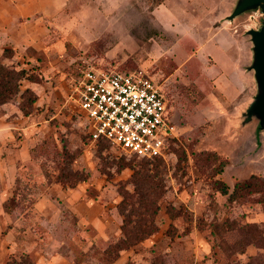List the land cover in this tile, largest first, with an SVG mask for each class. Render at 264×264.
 Wrapping results in <instances>:
<instances>
[{
  "label": "rangeland",
  "instance_id": "374dc122",
  "mask_svg": "<svg viewBox=\"0 0 264 264\" xmlns=\"http://www.w3.org/2000/svg\"><path fill=\"white\" fill-rule=\"evenodd\" d=\"M237 1L37 0L35 45L4 59L40 82L21 83L37 97L28 115L20 96L0 106V264L24 254L35 264H244L264 254L239 243L249 224L264 242L258 195L228 201L237 182L264 176V118L246 115L258 94L249 31L262 26L260 7L229 20L222 44L213 38ZM89 69L158 82L177 130L165 158L88 139L72 91ZM142 167L165 185L158 230L113 261L120 192H133ZM75 172L86 180L71 187Z\"/></svg>",
  "mask_w": 264,
  "mask_h": 264
},
{
  "label": "built area",
  "instance_id": "2783aa9c",
  "mask_svg": "<svg viewBox=\"0 0 264 264\" xmlns=\"http://www.w3.org/2000/svg\"><path fill=\"white\" fill-rule=\"evenodd\" d=\"M72 99L92 143L102 139L138 159L165 158L177 130L163 89L143 71L82 73Z\"/></svg>",
  "mask_w": 264,
  "mask_h": 264
},
{
  "label": "trees",
  "instance_id": "16d2710c",
  "mask_svg": "<svg viewBox=\"0 0 264 264\" xmlns=\"http://www.w3.org/2000/svg\"><path fill=\"white\" fill-rule=\"evenodd\" d=\"M12 56L13 52L9 51V49H4L0 53V106L20 96L19 109L23 115H28L37 97L30 89H25L21 92V83L23 80L39 83L40 77L23 67L5 64L4 59L11 58ZM86 136L91 141L90 136ZM95 144L108 146V143L102 139L98 140ZM159 172V170L147 169L145 167H142L141 171H133L131 176V184L134 187L133 192H120L122 200L118 203L117 209L123 217L120 228L121 235L114 244H110L111 246L109 245L110 247L108 246L106 249L107 254L114 252L113 261L117 260L122 250L135 246L157 232L155 217L159 211L158 201L162 197L165 187L162 178L158 177ZM70 179L72 187L78 182L85 181L86 176L75 172L70 174ZM219 185L220 188L217 191L222 195H228L227 186L222 182H219ZM255 194L259 197L257 202L264 209V176H251L246 180L237 182L232 192L228 195V201L235 202ZM221 227L224 229L232 228L233 230L232 225L227 221ZM243 228L251 230L250 232L249 230L245 232L247 238H243V241L239 243H242L245 247L253 245L256 248L264 250V242L260 237V231L252 224L244 225ZM108 249H111V251H108ZM263 255L257 254L244 264H264ZM5 264L35 263L28 254H24L19 257L9 256Z\"/></svg>",
  "mask_w": 264,
  "mask_h": 264
},
{
  "label": "crops",
  "instance_id": "0c3cea01",
  "mask_svg": "<svg viewBox=\"0 0 264 264\" xmlns=\"http://www.w3.org/2000/svg\"><path fill=\"white\" fill-rule=\"evenodd\" d=\"M42 10L43 8L38 4L37 0H0V52L4 49H9L16 55V53L34 46L36 43L34 27L38 20L34 22L35 18H30V16L32 14L36 17L35 13ZM225 10L226 8L224 7L223 9L220 8L217 16L218 21L224 18ZM227 22L229 20L222 22L213 34V38H217L221 44L224 40L221 37V41L219 36H223V33L228 32ZM121 254L122 252H120L119 258H121Z\"/></svg>",
  "mask_w": 264,
  "mask_h": 264
},
{
  "label": "water",
  "instance_id": "95a60500",
  "mask_svg": "<svg viewBox=\"0 0 264 264\" xmlns=\"http://www.w3.org/2000/svg\"><path fill=\"white\" fill-rule=\"evenodd\" d=\"M254 7H260L264 18V0H238L231 14L228 16V20H232L244 11ZM249 34L254 44L255 62L253 69L255 71L258 94L249 105L246 115L249 116L252 113L251 111H253L255 112L253 114L264 118V20L258 31H249Z\"/></svg>",
  "mask_w": 264,
  "mask_h": 264
}]
</instances>
